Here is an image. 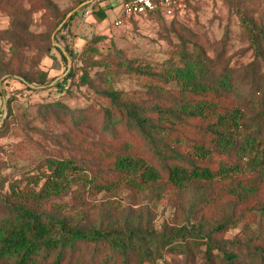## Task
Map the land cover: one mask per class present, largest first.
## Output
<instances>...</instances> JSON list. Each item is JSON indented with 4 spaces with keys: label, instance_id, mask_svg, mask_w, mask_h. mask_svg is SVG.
<instances>
[{
    "label": "trees",
    "instance_id": "1",
    "mask_svg": "<svg viewBox=\"0 0 264 264\" xmlns=\"http://www.w3.org/2000/svg\"><path fill=\"white\" fill-rule=\"evenodd\" d=\"M30 1L0 0L15 7L31 6ZM38 4L37 9L46 11L54 24L52 32L65 16L51 0ZM231 13L254 55L264 63L262 26L238 5ZM176 36L178 46L159 68L127 58L114 47L91 65L101 68L106 83L96 94L106 104L98 124L100 135L108 140V149L98 158L108 160L103 169L89 173L74 158H46L47 175L38 191L10 184L4 192L0 176V264H152L165 253L194 251L202 255V264H264V236H260L264 232L246 242L259 236L255 245L244 248L216 238L237 228L243 212L234 218L222 205L219 218L203 213L224 199L232 211L257 205L264 217V203L257 202L264 192V70L235 69L220 55L210 57L189 33ZM44 40L64 62L68 58L73 62L71 52L54 48L48 36ZM90 51L102 55L96 48ZM79 72L78 85L89 87L88 70L81 67ZM118 72L144 79L146 99L137 101L115 90L109 79ZM72 77L68 74L53 87L68 91ZM42 78L39 84L45 81ZM20 82L34 84L26 74H20ZM4 107L1 103L6 112ZM38 110L40 120L68 118L75 126L87 127L91 119L58 101L44 103ZM122 135L126 140L120 141ZM130 136L139 140L141 149L136 150ZM112 143L115 146L109 148ZM246 170L251 176L244 177ZM73 184L88 195L106 194L95 217L89 212L66 216L61 206L54 211L45 208ZM123 192L151 196L154 203L170 197L176 215H181L179 222L175 220L179 228L157 231L148 207L121 204Z\"/></svg>",
    "mask_w": 264,
    "mask_h": 264
},
{
    "label": "rangeland",
    "instance_id": "2",
    "mask_svg": "<svg viewBox=\"0 0 264 264\" xmlns=\"http://www.w3.org/2000/svg\"><path fill=\"white\" fill-rule=\"evenodd\" d=\"M39 1L31 0V6L22 3L18 7L0 2V130L5 127L0 133V176L4 192L10 184L21 190L38 191L47 175L43 165L46 158H74L89 173L105 167L108 160L100 162L98 158L103 156L100 152L108 149V140L100 135L98 124L101 108L106 104L96 94L106 88V83L101 79V68L91 65L94 60L103 59L112 47L127 58L141 59L159 68L178 46L176 33H189L210 57L214 53L220 55L235 69L255 73L264 70L263 61L254 55L248 36L231 13V8L238 5L264 30V0H183L171 17H131L124 19L120 27L113 26L122 16L120 0H51L65 16L52 32L49 29L54 24L46 11L37 9ZM103 8L105 19L102 23L94 14ZM47 36L54 48L65 54L71 52L73 62L69 58L64 62L56 49H49V43L44 40ZM94 40H98L97 44H93ZM91 48H96L102 55L90 51ZM81 67L88 70L89 87L78 85ZM4 70L8 73H2ZM20 74L29 76L34 84L23 85ZM68 74L73 76L67 83L68 91L61 93L53 86ZM42 76L45 81L39 84ZM109 80L115 90L125 92L128 97L137 101L146 99L144 79L118 72ZM57 101L71 110L87 113L91 118L87 127L75 126L68 118L59 122L36 118L44 103ZM1 103H4L6 112L1 109ZM126 138L122 135L120 141ZM128 140L136 150L142 148L134 136ZM114 146L112 143L109 148ZM104 172L101 173L106 175ZM245 176H251L247 170ZM122 196V205L134 209L148 207L157 231L163 227L179 228L180 224L175 220L179 222L181 215H176L175 208L168 201L170 197L154 203L148 195L137 197L123 192ZM105 199L103 192L88 195L73 184L68 192L48 201L45 208L54 211L56 206H61L66 216L76 217L78 212H89L95 217L98 206ZM225 202L224 199L218 200L217 207L207 208L204 215L219 218L222 205L223 208L227 206L234 218L240 217L242 212L243 215L237 228L216 238L224 244L235 242L241 248L255 245L259 236L255 241L246 242L264 232V217L256 210L259 206L234 208L232 211ZM257 202L264 203V192L258 196ZM201 256L195 251L189 255L165 253L162 259L152 264H202Z\"/></svg>",
    "mask_w": 264,
    "mask_h": 264
},
{
    "label": "built area",
    "instance_id": "3",
    "mask_svg": "<svg viewBox=\"0 0 264 264\" xmlns=\"http://www.w3.org/2000/svg\"><path fill=\"white\" fill-rule=\"evenodd\" d=\"M183 0H122V16L116 20L113 26L120 27L124 19L131 17L160 14L171 17Z\"/></svg>",
    "mask_w": 264,
    "mask_h": 264
},
{
    "label": "crops",
    "instance_id": "4",
    "mask_svg": "<svg viewBox=\"0 0 264 264\" xmlns=\"http://www.w3.org/2000/svg\"><path fill=\"white\" fill-rule=\"evenodd\" d=\"M122 0H120V2H121ZM104 4H101V6H103ZM105 7V6H104ZM101 10H103L104 11V8L103 9H101ZM103 13H95L94 15H95V17L97 18V19H99L100 18V16L102 15ZM104 15V14H103ZM100 20V19H99ZM102 23H103V21H101Z\"/></svg>",
    "mask_w": 264,
    "mask_h": 264
}]
</instances>
